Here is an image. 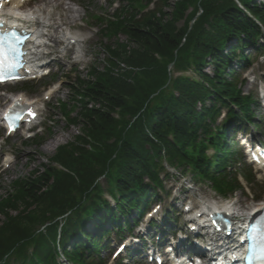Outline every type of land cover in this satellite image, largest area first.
<instances>
[{"label":"trees","instance_id":"1","mask_svg":"<svg viewBox=\"0 0 264 264\" xmlns=\"http://www.w3.org/2000/svg\"><path fill=\"white\" fill-rule=\"evenodd\" d=\"M239 2L264 26L263 6L253 0ZM169 3L161 0L156 10L138 18L134 12L109 21L135 48L120 43L108 48L105 70L77 87L84 100L101 104L88 107L83 101L78 117L69 118L73 124L82 123V134L58 146L43 171L13 180L11 191L1 197L0 264H11L13 257L16 264H48L54 261L58 240L63 245L65 236L77 231L85 218L96 213L103 220L98 210L106 204L97 181L103 174L118 210L129 205L140 208L149 192L144 177L160 184L162 151L170 164L188 165L221 193L237 187L228 174L210 172L211 160L204 149L213 145L228 151L221 141L224 133H215L210 125L219 104L228 105L230 100L243 113L249 106L250 99L226 77L227 58L237 49L233 46L224 53L226 43L242 40L241 35L253 39L260 29L235 0H175L171 18L164 10ZM120 62L130 69L114 71ZM171 63L175 70H191L201 79L171 76ZM204 65L213 66V75L205 72ZM206 98L213 105L197 109ZM115 112L120 119L113 116ZM226 157L224 153L214 162L223 166ZM65 257L87 264L78 247L65 250Z\"/></svg>","mask_w":264,"mask_h":264},{"label":"rangeland","instance_id":"2","mask_svg":"<svg viewBox=\"0 0 264 264\" xmlns=\"http://www.w3.org/2000/svg\"><path fill=\"white\" fill-rule=\"evenodd\" d=\"M42 0L30 3V6H35L39 4ZM62 4L56 8L57 14L54 17V22L57 23L62 19L63 16V6L67 4H72L75 8L78 9L77 14L74 13L72 16L78 18L77 21L72 25L73 31L81 29L84 36L86 37L85 42V56L78 64H72V54L73 50L70 51L69 56L62 60L56 61V67L53 69V75L50 77L44 78L42 80L33 81L27 84L19 85H4L1 87V90H5L10 95L12 93L24 91V93L29 98H38L40 108H42L41 119L42 122L37 129L34 130V137H28L27 133L31 134L29 131L22 129L18 131L13 137L9 138L3 144L2 151L4 152L3 156L0 158V199L2 196H5L6 191L12 189V181L17 178L27 177L32 171L39 170L43 171L45 164L49 163V159L54 155L57 147L61 144H65L69 141H73L77 134H82L83 125L82 123H77L74 125H68V120L64 115V110L61 109V106L58 104L59 101H65L71 105H80L78 103L79 97H76L73 94L71 85L75 82V79L78 76L87 77L88 70L91 66H98L99 69L104 68L107 62L108 54L104 49V44L109 43L108 38L102 36L101 28L103 27L104 20H98L93 17L94 14L106 18L112 15L116 7L122 8L125 5L130 3V0H59ZM146 0H144L145 2ZM136 5V2H133ZM175 0H170V4L174 5ZM173 7L171 6L168 10L171 11ZM77 15V16H76ZM181 22V21H180ZM179 22V23H180ZM82 24V25H80ZM85 25V26H84ZM57 31L53 30V33ZM117 39L122 41L124 44L128 45V40L125 35H118ZM116 40V38L114 39ZM130 46L133 47L132 44ZM210 70L211 67L208 66ZM258 77V81L264 84V57H260L255 60V63L250 68V70L244 74V77L247 78V82L243 86V91L246 93H253L257 90L256 82H249V80ZM256 80V79H255ZM57 83L60 87L59 90L50 95L47 100H43L44 93L47 89ZM71 88V89H70ZM6 93V92H5ZM6 100L2 102L5 104ZM45 105V106H44ZM199 103H197V106ZM44 106V108H43ZM256 110V106L254 108ZM75 108L72 115H76ZM256 112V111H255ZM256 115H259L256 112ZM263 133V128L259 129ZM1 137L5 139V134L0 133ZM62 135L60 143L56 147H53L51 150H46L45 147L48 142L53 140L55 137ZM259 135V134H254ZM261 138V136L259 137ZM210 153L211 150H210ZM10 158L8 163H4L3 159ZM172 175L169 178H166V188L168 191L172 192V196L182 199L185 195L190 198H200V195L208 197H217V194L208 186L204 181H196L195 178H192L190 172L185 171L182 167L178 168L176 172L171 171ZM263 175V174H260ZM264 177V175H263ZM261 180V179H260ZM262 181V180H261ZM105 183L104 180H102ZM106 185H104L105 187ZM263 186L255 185L248 186L249 193L237 192L232 197L223 198V201H232V204L236 202V207L240 204V208L249 207L255 202L251 200L253 191L257 195L261 196V200H264V188ZM182 189L183 191H180ZM183 192V193H182ZM161 194V193H160ZM163 194V193H162ZM165 196V194H163ZM195 196V197H194ZM196 198V202L199 203V199ZM167 203H163V206L170 207V200H165ZM162 208V212H165V208ZM145 228L147 226L143 224ZM153 232V231H150ZM115 236V235H114ZM110 234V238H114ZM102 258L106 260L107 254L103 251ZM62 263V262H61ZM133 264H139L133 261Z\"/></svg>","mask_w":264,"mask_h":264},{"label":"bare ground","instance_id":"3","mask_svg":"<svg viewBox=\"0 0 264 264\" xmlns=\"http://www.w3.org/2000/svg\"><path fill=\"white\" fill-rule=\"evenodd\" d=\"M11 5V9L6 11V15L16 18L23 25L29 27L30 30H32L36 35L34 37V42H32L31 46L28 48L31 56L36 55L40 57L41 60L46 59L45 55L48 53L46 50L47 48H51L54 43L63 47V51L69 50L73 46L76 57H81L83 55L85 51L84 39L77 33L68 34L60 30L61 26L64 24H74L77 19L71 16V13L78 12L77 8L73 7L71 4H66L63 6L64 21L61 20V23H54L53 11L57 6L60 5L59 0H44V4L41 1L39 4L28 10H22L23 0H12ZM52 29H56V31L58 30L56 35L51 33ZM46 41L50 43L49 46L45 44ZM55 91H57V89L53 91V94ZM17 99L19 100L20 98ZM21 100H27L23 94H21ZM61 139L62 135L55 137L53 140L47 143L45 149L51 150L53 147H56L57 144L60 143ZM6 160L8 161V159ZM232 201L217 202L214 200H204L201 201L197 207L196 213H200L202 216L207 211H212L215 213L218 210H221L222 212L231 214L233 217H236V219L240 218L245 220L248 219L255 210L261 207V204H257L251 208L238 209L236 207V203L234 207Z\"/></svg>","mask_w":264,"mask_h":264},{"label":"snow or ice","instance_id":"4","mask_svg":"<svg viewBox=\"0 0 264 264\" xmlns=\"http://www.w3.org/2000/svg\"><path fill=\"white\" fill-rule=\"evenodd\" d=\"M2 29L3 24H0V82H4L6 79L19 78L12 74V70L19 65L21 53L18 45L24 39H27V37L18 36L15 32H6ZM19 118V116H16L14 119ZM8 119L13 118L8 117ZM249 239L251 241L249 264H252L253 261L264 264V225H253L249 233Z\"/></svg>","mask_w":264,"mask_h":264}]
</instances>
